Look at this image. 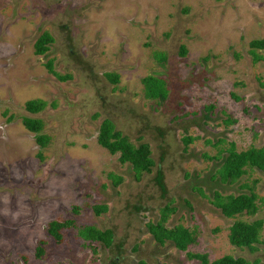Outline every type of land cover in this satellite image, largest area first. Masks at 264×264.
<instances>
[{"label": "rangeland", "instance_id": "obj_1", "mask_svg": "<svg viewBox=\"0 0 264 264\" xmlns=\"http://www.w3.org/2000/svg\"><path fill=\"white\" fill-rule=\"evenodd\" d=\"M42 33L52 43L36 56ZM251 40H264V0H0V264H199L148 234L146 223L165 206L173 211L164 228L181 226L195 237L186 252L264 264V172L245 167L231 184L210 179L218 149L229 143L236 152L264 153V48L253 61ZM48 62L68 79L57 80ZM148 75L165 81L164 102L143 97L140 79ZM35 99L45 107L26 113L23 104ZM23 117L41 121L45 148ZM103 119L133 146H149L150 173L135 181L129 165L96 143ZM211 191L253 193L256 213L226 219ZM101 205L105 211L94 214ZM66 220L73 227L56 243L47 224ZM235 220H261L254 252L229 245ZM82 227L111 231L110 246L83 241Z\"/></svg>", "mask_w": 264, "mask_h": 264}, {"label": "trees", "instance_id": "obj_2", "mask_svg": "<svg viewBox=\"0 0 264 264\" xmlns=\"http://www.w3.org/2000/svg\"><path fill=\"white\" fill-rule=\"evenodd\" d=\"M52 43V38L47 33H42L33 43V54L36 56H42L47 51L48 44ZM250 48V54L253 61L261 60V57L253 53L254 50L264 48V40H251L248 43ZM180 56H184L186 51L183 46L179 47ZM154 58L159 62L164 61V56L160 53H155ZM205 59V58H203ZM46 70L51 73L57 80L65 81L67 76H60L52 70L51 63L48 62L44 65ZM105 78L112 84L118 82V77L115 74H105ZM142 86L143 97L146 100L154 101L156 103H162L167 97V90L165 81L160 77L154 75H148L140 79ZM260 86L264 88V84L260 83ZM45 107V103L42 100H28L23 104V109L28 114L39 113ZM212 106L208 105L204 107V119H208L209 113L212 111ZM96 116V115H95ZM94 116V118H95ZM234 121L226 118L225 124L233 123ZM21 125L23 128L34 135V143L39 149H43L47 146L50 138L41 133L42 123L38 119L29 117L21 118ZM184 145L191 142V138H183ZM96 143L107 151L110 155L117 154V161L119 164H127L130 167L133 178L138 181L141 175L144 173H150L153 167V161L150 158L149 146L145 143H139L133 146L125 136L119 131L114 129L112 122L108 119H103L97 129ZM221 140H217L215 145H220ZM224 155L222 156V154ZM38 158L42 159L40 154L37 153ZM218 155L220 157L219 167L212 173L210 179L216 180L221 184H231L238 180L244 174V168H254L260 172H264V153L259 154L255 149L249 148L246 151L236 152L233 143H229L227 148L218 149ZM207 159H211L206 157ZM114 184L119 183V178L111 177ZM155 183L158 189L163 192L162 174L157 171L155 173ZM246 187V186H241ZM201 195V190L197 189ZM211 204L219 210L222 217L226 219H233L241 214L253 215L256 213L255 200L256 196L253 193H239L237 195L221 196L216 191H211ZM94 214H99L105 211V206H94L92 208ZM173 211L168 207H163L159 211V219L155 223H146V230L152 240L163 245L164 242H170L173 247L179 252H185V256L188 259L197 261L199 264H249L242 258H233L232 256L225 255L221 258L213 261H208L204 254H193L186 252L189 245L195 242V237L188 229L181 226H176L172 229H166L163 223L166 220L167 214ZM73 227V222L70 220L57 222L52 221L47 224L46 232L54 242L59 243L61 241L60 231ZM262 227L261 220H255L252 222H243L235 220L228 228L227 241L230 246L237 249H246L249 252L255 251V245L259 244V233ZM77 235L83 241L90 243H99L103 247L108 248L112 242V232L109 230H97L94 227H82L77 230ZM135 249V248H134ZM42 249L36 247L34 256L40 257Z\"/></svg>", "mask_w": 264, "mask_h": 264}]
</instances>
